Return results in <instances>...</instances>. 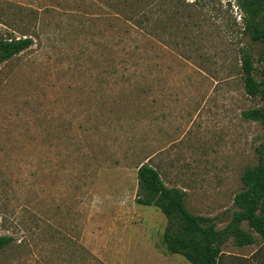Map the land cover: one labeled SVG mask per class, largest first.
I'll use <instances>...</instances> for the list:
<instances>
[{
  "label": "rangeland",
  "instance_id": "374dc122",
  "mask_svg": "<svg viewBox=\"0 0 264 264\" xmlns=\"http://www.w3.org/2000/svg\"><path fill=\"white\" fill-rule=\"evenodd\" d=\"M244 18L235 0H0V39L32 40L0 64V264H191L135 202L137 170L228 224L264 144L241 115L263 105Z\"/></svg>",
  "mask_w": 264,
  "mask_h": 264
},
{
  "label": "trees",
  "instance_id": "16d2710c",
  "mask_svg": "<svg viewBox=\"0 0 264 264\" xmlns=\"http://www.w3.org/2000/svg\"><path fill=\"white\" fill-rule=\"evenodd\" d=\"M244 12V31L251 42L260 46L257 61L264 64V0H235ZM29 37L0 39V64L11 59L31 46ZM250 54L241 56V72L244 92L258 97L261 107L248 109L241 113L245 120L264 122V68L260 79L253 75ZM258 162L246 168L241 174L244 189L234 196L233 211L228 224L215 230L213 218L196 216L188 212L183 204L184 191L167 188L158 171L148 164L137 170V197L135 202L142 206L157 208L167 219V227L162 235V243L170 254L181 255L191 264H217L221 246L232 237L239 246L251 244L253 237L240 228L243 221L264 241V144L256 149ZM11 241L0 236V249Z\"/></svg>",
  "mask_w": 264,
  "mask_h": 264
},
{
  "label": "crops",
  "instance_id": "0c3cea01",
  "mask_svg": "<svg viewBox=\"0 0 264 264\" xmlns=\"http://www.w3.org/2000/svg\"><path fill=\"white\" fill-rule=\"evenodd\" d=\"M242 223L240 227L243 230ZM247 232L253 237L254 242L239 246L232 241L230 250L222 246L217 264H264V241L253 230Z\"/></svg>",
  "mask_w": 264,
  "mask_h": 264
}]
</instances>
